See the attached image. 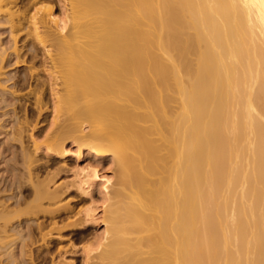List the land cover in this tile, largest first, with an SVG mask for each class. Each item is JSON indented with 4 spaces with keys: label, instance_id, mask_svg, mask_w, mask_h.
Instances as JSON below:
<instances>
[{
    "label": "bare ground",
    "instance_id": "6f19581e",
    "mask_svg": "<svg viewBox=\"0 0 264 264\" xmlns=\"http://www.w3.org/2000/svg\"><path fill=\"white\" fill-rule=\"evenodd\" d=\"M67 1V16L33 6L26 24L16 1L0 0L15 63L24 60L16 37L26 26L51 62L46 81L33 68L15 81L35 79V94L46 83L52 111L63 113L59 142H0V162L11 165L0 173V264H38L35 232L47 253L51 235H62L51 232L70 208L40 207L57 190L32 164L39 150L67 156L66 138L79 156L110 155L118 168L115 182L102 184L105 241L88 245L82 264L94 251L95 264H264V0ZM9 54L0 48L1 76ZM11 78L0 77V108L12 105L19 140L15 101L4 97ZM99 176L94 166L77 172L81 186ZM89 209L76 228L95 221ZM56 251L53 264H74Z\"/></svg>",
    "mask_w": 264,
    "mask_h": 264
},
{
    "label": "rangeland",
    "instance_id": "374dc122",
    "mask_svg": "<svg viewBox=\"0 0 264 264\" xmlns=\"http://www.w3.org/2000/svg\"><path fill=\"white\" fill-rule=\"evenodd\" d=\"M14 1L16 2H14L13 9L17 8L18 9L17 11H20L19 14L21 15V18L23 17L22 19L25 20L24 22L26 24L28 23L27 19L29 18V14L32 12L35 6L42 8L41 10H43L42 11L43 13L46 12L48 7L52 6L53 10L57 13V15L59 14V16H63V17L65 15L67 16V13L69 12L68 10L69 5H68L67 0H32V1L31 0H14ZM15 3L17 5H15ZM0 26H1L0 27V48L1 47L5 48L6 51L10 53L6 60L8 61L7 62L8 64L7 65L5 64V66L3 67V71L5 74H2V76L4 78H6V76L7 78L12 77L11 79L5 81L4 88H6L7 90L9 89V93L6 92L8 94H4V97L8 95L6 96V98H8L7 99L8 101H11V100L15 101L16 106L15 107L13 106V107L16 110L15 112L17 116L20 118L18 119L21 121L19 122L21 125V132H22V134L20 133L21 134L19 138L20 141L17 139L16 140L13 139L12 136H14L15 131L12 129L15 128L16 126H19V124L16 122L15 124L17 125L15 126L14 124V121H13L14 119L12 116L14 114H13V111L10 110L12 109V105H9V107L8 105L3 108L1 107L2 109H5L3 111H7L6 115L8 116H4V115L2 116L0 115V116L5 117V118L9 117V119L7 118L5 119V122L7 121L6 122L7 124L4 126V128L0 130V135H1L0 142L4 141L6 144L12 143L14 144V147L17 149H19L21 145L27 146L28 148H32L33 147L32 145L34 144L35 140L38 143H40L42 146L49 144V143L59 142L58 140H61L60 137L61 135H63V132H59L61 134L59 136V133H57V128L59 126V121L61 122L62 120L61 118L63 117L62 115L63 113L59 112L58 114L57 112L52 111L51 109L52 101L55 100V98H54V95L52 96L51 91L48 89L49 86L46 83L43 84L42 87L44 88L46 87V88L45 89L43 88L41 93L38 92L37 94H35L32 90L33 89L32 87L34 86L33 84L34 82H36L35 79L33 80L32 78H30L29 82L24 81L23 85L21 84L22 83L21 81L19 83L15 81L17 76L23 75V73L29 74L28 71L30 72V70H32L31 68H33L34 70L37 69L39 73L38 75H40L42 79L44 76L47 78L48 72L46 71L45 68H50L51 62L48 58H46L47 55L44 54L45 53L44 48L41 45L38 46L39 43L37 44L35 38L30 32V28H27L28 26H26L24 29L21 30L22 32L18 33L16 37L17 38L16 45L20 49L21 51L20 53L22 54V58H24V60L22 62H19V64L15 63V57H14V54L12 53L13 45H14L13 43L14 40L11 36L12 33H10V30L8 29L7 24L4 23L1 19H0ZM32 46L34 48L37 47L36 48L37 50H35L37 52H35V54H33L34 49L30 50L33 48ZM30 51H33L32 54L34 55V58H33V55H30L31 54ZM32 60H35V61H32ZM43 60H46V61H43ZM43 65L45 68H43ZM2 76L0 75V77ZM46 78L44 81H46ZM12 92H13V95H12ZM35 96H38L41 99L42 103L44 104V106L40 110V112L42 113L38 112L39 110L36 107L37 105L35 104V99H36ZM32 107L35 108V112H34L35 115L34 114L31 115V116L34 115L33 117H31L29 114H28L29 116L27 115V113L30 112V109ZM2 109L0 110V112H2ZM37 112L40 113V115H36ZM54 115L56 116L57 119L56 118L54 119L55 117ZM60 115H62V117ZM73 116L75 120L78 118L79 115L73 114ZM74 120L72 119V121ZM9 137H10V141H9ZM11 138H12V141H11ZM86 140L89 141V139H86ZM63 145L65 146V148L69 150L67 156L59 157L54 154L51 155L49 153H44L42 150H39L38 153L36 152L37 154L35 153L36 154L35 158H38L37 159L38 161H35L32 164L33 166L32 171L36 175H38L36 176L37 179H43V180L46 179L47 181L49 180L48 184L50 188L52 190L54 189V191L57 190L55 191L57 194L55 198L53 199H47V197L42 198L40 200L42 202V204H40V207L42 205V208H49L50 206H54L56 203L58 204V206L61 205V207L67 204L66 208L68 207L70 208L69 211H67L68 209L61 208L59 211L60 213L56 217V219L58 218L57 220L58 227H56L58 229L53 228L51 233L52 234L60 233L59 235L61 234L62 235L60 236V238L58 236H57L58 238H55V236L51 235L52 236L50 237L51 244L49 247L51 252L50 250H48L49 252L47 253L45 252L46 250L44 251V249L42 250L43 252L41 250L39 251V248H37V246H39L40 239L38 238L39 236L37 235L38 232L36 231L37 234L35 232V238H37L39 242L35 239V242L32 245V249H33L32 251H33V254L35 252H39V253H35L37 255L34 254L36 262L38 264H51V263L53 264V261L57 257H59L58 256L59 254H57L58 252L56 251L59 248H60V251H59L60 254H65L66 252L64 251L65 249H67L66 256L70 260H73L74 264H82V262H84L82 260H84V258L86 257L85 251L87 247H89L88 245H90V247L92 245L95 246L94 242L96 244L97 240L100 241V243L105 241L103 240V237L105 236L104 234H106L105 233L106 231L105 222H106L107 217L105 213L106 212L105 206L107 205V199L105 197L106 196L105 189L104 188L102 189V184L105 183L106 178L108 176L110 177L108 178L111 180V182L112 181L113 183L115 182L114 180H116V176L118 173L117 164L112 160V157L110 155H106L104 157H94L95 155L87 151V149H84L81 152V155L79 156L76 153L78 151L77 146L74 145L72 141L68 140V138L64 140ZM23 161H24L23 158L19 156V159L16 160L15 165L20 166L19 167L20 172L21 174L23 173L24 175V170L26 168H25V165L23 164H26V162L23 163ZM35 163L37 165H34ZM0 165L2 166V168L0 169V173L6 174L7 167L8 169L11 168L10 164L4 163L3 161L0 162ZM93 166L94 168L98 170L99 174H101L102 177L99 176L96 179L93 178L94 180L89 178V180L91 179L90 181L92 182L89 181L88 184L85 183V185H82L83 188L85 189L83 190L82 186L78 183L77 172L80 171V169L86 170V169H90L91 167L93 168ZM88 207L90 208L89 209L90 212L94 214L93 217L95 221L87 223V226L85 224L86 227L84 226L83 228H76V225L74 226L73 223L77 224L79 223V221L81 222L83 220V216H84L83 210L87 209ZM41 218H44V220L49 221L48 220L49 217L46 215L44 217L41 215ZM65 223H68V224L65 226ZM47 225L49 224H46L45 226L46 230H48L50 226V225L49 226ZM60 246L62 247V249ZM36 249L38 251H36ZM94 252H90L91 253L90 258L88 259L89 264H95L97 262L95 259L98 260V255H96V253ZM46 253L48 254V256L47 255L45 256ZM38 254H40L41 256ZM50 254L52 256H55V258L54 257L52 258ZM38 256L40 257V259ZM92 256L95 258H92Z\"/></svg>",
    "mask_w": 264,
    "mask_h": 264
}]
</instances>
